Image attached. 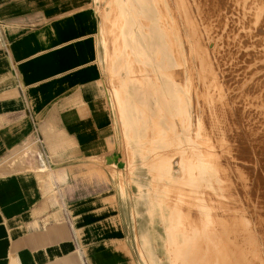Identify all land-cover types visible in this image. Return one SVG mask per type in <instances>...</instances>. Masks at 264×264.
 <instances>
[{"label": "crops", "instance_id": "crops-1", "mask_svg": "<svg viewBox=\"0 0 264 264\" xmlns=\"http://www.w3.org/2000/svg\"><path fill=\"white\" fill-rule=\"evenodd\" d=\"M90 5L0 0V264H189L190 247L174 237L175 215L153 194L156 209L147 208L142 160L135 184L124 172L110 170L105 181L85 168L114 133L113 144L132 146L138 106L148 116L158 93L133 77L131 66L142 67L126 46L125 77L123 64H110L106 77L116 85L124 134L102 83L98 35L106 29ZM122 10L114 9L111 29H119L111 34L124 39ZM129 89L140 104L128 102Z\"/></svg>", "mask_w": 264, "mask_h": 264}, {"label": "rangeland", "instance_id": "rangeland-1", "mask_svg": "<svg viewBox=\"0 0 264 264\" xmlns=\"http://www.w3.org/2000/svg\"><path fill=\"white\" fill-rule=\"evenodd\" d=\"M141 2H145L143 4H140V6L143 7L145 16L146 18L147 17L149 18L150 22L149 25L144 24L143 27H139L138 31L140 32V30L143 29L144 32L143 35L142 32L141 35L140 33H138L136 37V42L134 43L144 47L148 61H150L154 65V70H151L150 72H158L160 74L158 66L160 67L164 66V70L168 71L169 75L171 74L173 76V78L170 79V83L173 85L174 88H176L177 95L176 97L172 96V100L169 99L168 106L165 108L167 115L166 124L163 123L162 121L163 120L162 116L163 114L165 115V112L163 111V106L161 104V101H159L158 99H156L155 102L148 100L149 102L147 105V110H148L147 113L149 114L150 112L151 115L150 114L148 116L144 115V113L141 112L143 110L142 109L143 107L139 105L138 106L139 113L133 120L134 121L133 129L135 130L136 134L133 137V139L129 141V143L132 144V146L129 147L131 148V150L127 148L126 151L123 142H118V145L113 144L116 140V136H115L116 134L114 133L113 139H111L112 143L111 146H109V149L105 151L103 155L98 156V158L99 157L102 158L97 159L96 161L94 159H90L89 160L90 165L85 168L89 169L88 171L89 173H97L98 175L101 173L105 181H109V178L111 177L109 174L111 171H113L114 173H122V174L125 173V175L127 174L129 175L128 176L129 182L134 183L133 180L136 179L137 174H139L138 173L139 167L136 164V161L142 160L143 161L142 167H144L145 171L147 170L146 174L148 177L147 178L148 187H146L148 193L147 195L146 194L143 195V197L145 196V199L149 201L147 205L148 210L156 209L153 203L150 204L151 195L152 194L154 195L153 197L154 199L155 196L160 197L162 201V208L161 206L160 208L164 212L173 213V215H175V219H173L171 223L174 222L173 229H176L178 233L177 234L174 232V234L176 235L174 237L177 239V241L180 240V245L182 244L181 242L184 243L183 239L185 238L189 240L196 239L197 252L191 251L190 249V251L188 252L189 261L187 263L189 264H241V263L264 264L263 262L264 260L263 261L261 260L262 258H264V251H263L264 249H262L264 248L263 240L258 235V233L255 232L257 230L254 227L257 224V222L255 221L256 220L255 218H257V214L258 216H260L261 214H259V212L262 213L264 209V206H262L264 201L262 196L260 195L261 189H259L262 188L263 181L261 180L264 177V172L263 173L261 172V170L263 171L264 169V165H263L264 152L261 151V147L264 145L260 144V141L262 140H260V138L257 137L259 138L257 139L259 142L258 143L255 140L256 139L255 136L253 137L255 139L246 138V137L244 139V136H242L244 132L241 131L242 129L239 124H237V126H240V128L236 127L235 129L236 125H233V123H231L230 121L223 122L222 119L219 118L217 111L215 110L214 112V109H216L214 107H216V105L224 104L225 102L224 96L222 95H224L225 92L222 89L218 88V92L220 93L218 94L216 88L217 86H215L214 89L213 87H211L212 84L209 80L208 75L205 72H202L203 70L202 71L199 70L198 67L196 68L194 64V59L193 57H191L193 56V54H191L192 53L190 47L191 39L189 34L190 32H188L190 28L187 26V23H185L186 22L185 19L187 14L189 16L192 14V11L190 12L186 8H183V6L179 4V0H175V1L174 0H141ZM90 6L91 9H93L95 13L98 15L100 20V25L105 26L106 29L103 35L101 36L98 35V41L101 49V53L99 56V64L101 71L104 75V79L102 80V83L105 84V86L108 88L107 95L109 97L108 99L110 101L111 108L114 114L117 116V121L122 122L120 126L122 127L121 129L123 130L124 133L125 123L120 115V110L117 106V101L113 93V88L116 85L113 82L108 81L107 80L108 78L106 77H108L107 76L108 67L110 66V64L116 65L117 68H119L120 65L122 64L125 65V67H123V74L121 75L122 78L125 77L126 70H129L127 69V62L131 60L126 45L130 43L133 44V41L130 42L125 41L122 35L113 36L111 34L114 33V31H118L119 29L118 26L117 27L115 26V29L114 28L111 29L112 18L114 17L113 15L114 9L115 8L119 9V5L115 3V0H91ZM107 20L109 24L106 22ZM149 26H151L152 31L155 32L153 36H149L150 34L147 35L146 33L151 29V28L148 29ZM134 54H136V56L132 58L134 59V61H142L137 56V53ZM143 71L144 70H142V68L138 66H134V67L131 66L130 68V72L132 73L133 77L141 82L140 84L142 87L145 84ZM193 83L195 84V86ZM206 83L207 85H205ZM199 87L202 90L201 89L199 90ZM208 87L209 88L211 87L210 88L211 90ZM195 91H197V93ZM209 91L212 92V94ZM201 93L202 95H200ZM126 95L128 98V102H131L132 104L138 105L142 102L141 101L142 95L141 94L135 95L133 89L127 90ZM195 100L196 102H194ZM213 100L214 103H216L215 106L212 105ZM217 101H219V103H217ZM209 104L211 105V107ZM162 111L163 113L161 115ZM110 112L111 114L113 113L112 111ZM204 120H206V122H204ZM213 122L215 123L213 124ZM219 122L221 123L219 124ZM229 122L231 123L233 128L232 126H230ZM210 126H212V128ZM227 126L230 128V130ZM224 128H226L227 130ZM225 130L227 133L225 132ZM235 130L238 133H236ZM231 132L233 133L231 134ZM235 136L236 138H233ZM240 137H242V139ZM227 139H229V142L231 143H228ZM241 140H243V142L246 140L247 143L245 142L244 145L245 148L248 149L249 151H247L246 149L245 150L248 152V154H250L251 151L252 153L251 155H248L247 152L243 150V148L241 149V147H244L242 146L243 142H241ZM226 142L229 144V146L230 145L231 146L229 147ZM232 142L234 143L233 144L234 146L232 145ZM210 144H213L215 146L214 147L213 145L210 146ZM222 144L224 146H221L222 149H220L221 147L218 146ZM238 147L244 151L245 156H243L242 154L243 151H239L240 149ZM254 147L255 148L260 147V149H255ZM215 148L217 150L219 149L220 150L216 152V150L215 151L213 150ZM236 149L238 150L236 151ZM232 150L234 153L230 152ZM253 150H255L256 153ZM228 152L231 154H229ZM206 153H210V155ZM216 154L220 158H218ZM206 155H208V157ZM247 155L250 157H248ZM260 155L263 156V158ZM222 156L225 158V164L224 162L222 164L223 161L222 159H224ZM255 157H257L258 160H260L261 157V160L258 162V160ZM219 159L221 160L219 161ZM131 160H133V162H131ZM226 161L228 162V164H226L227 163ZM253 161H255V163ZM119 162L125 163L126 166H123ZM260 162L263 163L261 164ZM195 163L198 164L203 163L210 166V168L214 169L217 173L218 181L220 183V187L222 190L221 189L219 190L217 188L216 191H210L204 186L205 185L204 183H200V182H199L200 183L199 186L196 188L194 184L191 182V174L195 166ZM258 163L261 165L260 166L261 169ZM247 165L250 166L251 171L247 169L249 168V166L247 167ZM185 167H187L189 170V172L186 174L183 172V168ZM231 167L234 169H232ZM239 167L240 169L238 170ZM103 168L108 171L102 172L101 170H103ZM241 168L242 169L245 168V170H242ZM95 169L97 171L99 170L100 172H97ZM257 169L260 170L258 171L259 174H262L261 180H259V178H261V175H259L258 173L255 174ZM236 172L240 176L237 177L238 174H235ZM248 172H250L251 175ZM242 173L243 174L245 173V177L248 175L247 178L248 177L250 178L251 183H249L250 180L245 178L244 175H242ZM85 174L87 173L85 172ZM257 174L258 176H256ZM235 176L237 177L239 182ZM252 176L254 177L255 180L256 179L257 180L255 181ZM119 177H120L119 178L120 181L125 180L123 176H119ZM241 177L242 179L244 177V179L242 180ZM232 180L236 184L232 182ZM258 180L261 181L262 184ZM123 183L124 182L121 183L122 187L124 186ZM259 183L261 187H259L260 186ZM252 184H254L253 185L254 187L252 186ZM241 185L242 187H244V190L241 187ZM255 186L257 188H255ZM238 187L242 189H239ZM140 188H144V187H140ZM245 188L247 189L245 190ZM238 191H243V193L241 192L238 193ZM259 192L260 194H258ZM246 193L249 195H247ZM242 194L243 196H241ZM252 195L254 198L252 197ZM249 196L253 200V202L249 198ZM240 197H244V199L242 198L240 200ZM246 197L247 199L245 201V204L246 202L249 203L246 205L248 206L250 205L249 207L252 208L253 209L252 211L254 212H252L248 206L246 205L242 206V204L244 205V200ZM258 206L261 207L258 208ZM261 208L262 210L260 211L259 209ZM241 209H243V213ZM248 209L252 213L251 212L249 213ZM244 212L247 214V215L245 214L244 217L246 216L249 221L243 217ZM241 214L243 218L240 217ZM252 214L254 215L253 217ZM250 215L251 217L249 218L248 216ZM246 220L250 224L246 223L247 222ZM251 220L255 221V223L253 224V221L251 222ZM248 230L250 231L252 230L255 233H253L252 231L247 233ZM248 234L250 236L249 239L247 237ZM256 234L258 236H256ZM252 235L253 237L255 236L258 237L259 239L256 237H255L256 239L251 237ZM240 239H242V243L241 241H239ZM244 239L245 240L247 239L249 241L246 240L247 241L246 242ZM250 239H252L251 242L255 239V241H253V243H255L254 245L250 242ZM257 240L262 241L261 243L263 247L261 246L260 241L258 242ZM238 242L240 243V245ZM257 244H259L261 248ZM192 246L195 245L192 244ZM259 253H261V255ZM242 254L244 255V258L247 261L243 258ZM206 259H208L209 261Z\"/></svg>", "mask_w": 264, "mask_h": 264}, {"label": "bare ground", "instance_id": "bare-ground-1", "mask_svg": "<svg viewBox=\"0 0 264 264\" xmlns=\"http://www.w3.org/2000/svg\"><path fill=\"white\" fill-rule=\"evenodd\" d=\"M176 2H178V1H176ZM115 3L117 5H119V7H121L120 5H122L123 9H125V11L122 10L119 13V14L123 15V18L125 20L124 29H125L126 35L124 36V40L129 41V42L133 41V44L130 43V44H127L126 46L130 50V52L132 54V58H134V56H136V54H134V53H137V56L139 57V59L142 60V61H135V62L138 65H140L142 68H144V70L146 71V76H145L146 83H148V85H155L157 87L158 95H157L156 99L161 101V104L163 106V111L165 112V115L163 114V116H162V118H163L162 121H163V123L166 124L167 123V118H166L167 115H166L165 108L168 106L169 99L172 100V96L176 97V95H177L176 88H174L173 85L170 83V79H172L173 76L171 74L169 75L168 71L164 70V66L163 67L158 66L160 74L158 72H150L151 70H154V65L150 61H148L147 54H146L144 47L134 43V42H136V37H137L138 33H140V35H141V32H142V35H143V32H144L143 29H141L139 32L138 31L139 27H143L144 24L149 25V22H150L149 18L148 17L146 18V16H145V12H144L143 7L140 6V4H143L145 2H141V0H115ZM179 4L182 5L183 8H186L187 10H189L190 12L192 11V14H193V15L191 14L190 16L187 14L186 19H185L186 20L185 23H187V26L190 28V30L188 29L189 30L188 32H190L189 33L190 39H191L190 47H191V51H192L191 54H193V56H191V57H193V59H194V64H195L196 68L198 67L199 70H201V71L203 70L202 72H205L208 75L209 80L212 84L211 87H213V89L215 88V86H217L216 87L217 92H218V88L222 89L225 92V94L223 93L224 95H222V96H224V101H225L224 104L216 105V103H214V100H213V102L210 101V102H212V105H214V106L216 105V107H214L216 109L213 108L214 112H215V110L217 111L219 118L222 119L223 122L224 121H230L231 123H233V125H236L235 129H236V127L240 128V126H241V129H242L241 131L244 132V134H242V136H244V139H245V137L246 138H253L255 136L256 139L255 138H253V139H255L258 142L257 139L260 138V140H262V141L259 140L260 144L264 145V0H179ZM174 8H176V7H174ZM185 13H188V12H185ZM194 14H195V16H194ZM150 24H152V23H150ZM181 24H183V23H181ZM150 28H151V26L148 27V29H150ZM146 29H147V27H146ZM146 33H147V35L150 34L149 36H153L155 34V32L152 31V28L150 29V31H147ZM199 76H200V73H199ZM194 77H195V75H194ZM200 80H201V77H200ZM204 82H206V81H204ZM201 85H202V83H201ZM205 85H207V83ZM194 86H195V84H194ZM208 86H209V84H208ZM200 89L201 88L199 87V90ZM195 92L197 93V91H195ZM210 93L212 94V92H210ZM218 94H220V93L218 92ZM200 95H202V93ZM219 96H221V95H219ZM193 97H195V96H193ZM194 102H196V100ZM217 103H219V101H217ZM203 105H204V103H203ZM219 106H220V108H219ZM199 107H201V106H199ZM210 107H211V105H210ZM206 109H207V107H206ZM163 111L161 112V115H162ZM149 114L151 115L150 112H149ZM209 121H210V119H209ZM204 122H206V120H204ZM214 123L215 122H213V124ZM220 123L221 122H219V124ZM231 123H230V126H232ZM226 124H228V123H226ZM237 124H239L240 126H237ZM224 126H225V123H224ZM210 127L212 128V126H210ZM214 127H215V125H214ZM232 128H233V126H232ZM224 129H226V128H224ZM226 130H225V132H226ZM229 130H230V128H229ZM238 131H240V130H238ZM232 133L233 132H231V134ZM236 133H238V132L236 131ZM235 135H237V134H235ZM257 137H259V138H257ZM233 138H236V136ZM240 138L242 139V137H240ZM209 140H210V138H209ZM220 141H218V142H220ZM227 141H228V143H231V142H229V139H227ZM249 141H251V140H249ZM216 142H217V139H216ZM241 142H243V140H241ZM245 142H246V140L242 143V146H244V147H241V149L243 148L244 151H246V150L249 151L248 149L245 148V145H244ZM233 144L234 143L232 142V145ZM255 144H256V142H255ZM212 145L213 144H210V146H212ZM214 146L215 145H213V147ZM221 146H224V145L222 144V145H219L218 147H221ZM228 146H229V144H228ZM263 147L264 146L261 147V151L264 152ZM220 149H222V147ZM223 149H224V147H223ZM241 149L239 151H243ZM255 149H260V147L255 148ZM213 150L214 151L216 150V152L219 151L216 148ZM228 150H230V149H228ZM233 150L230 152H233ZM237 150L238 149H236V151ZM250 150H252V149H250ZM209 151H211V150H209ZM244 151L242 153L243 156H245ZM253 151H255V150H253ZM216 152H214V153H216ZM258 152H259V150H258ZM255 153H256V151H255ZM206 154L210 155V153H206ZM221 154H222V152H221ZM229 154H231V153H229ZM247 154H248V152H247ZM251 154L252 153L250 151V154H248V155H251ZM206 156L208 157V155H206ZM216 156H217V154H216ZM222 157H221V159H222ZM248 157H250V156H248ZM257 157H258V155H257ZM257 157H255V158L257 159ZM261 157L263 158V156H261ZM261 157H260V160H261ZM218 158H220V157H218ZM221 159H219V161ZM249 159H251V158H249ZM258 159H259V157H258ZM222 160H223L222 164H223V162L225 164V158ZM228 160H229V158H228ZM252 160H253V158H252ZM260 160H258V162ZM238 161H239V159H238ZM253 162L255 163V161H253ZM260 163L262 164L263 162H260ZM226 164H228V162ZM238 165H240V164H238ZM258 165H259V167L261 166L259 163H258ZM263 165H264V163H263ZM248 166L249 165H247V167ZM233 167H234V165H233ZM241 167H242V165H241ZM252 167H251V169H252ZM120 168H122V167H120ZM254 168H255V166H254ZM232 169H234V168H232ZM239 169H240V167L238 168V170ZM247 169L250 170V166ZM260 169H261V167H260ZM242 170H245V168ZM258 171H260V170L257 169L255 174L256 173L259 174ZM183 172L185 174L188 173L189 172L188 168L187 167L183 168ZM231 172H233V171H231ZM253 172H251V173H253ZM261 172L263 173L264 169H263V171L261 170ZM248 173L250 174V172H248ZM235 174H238V173L236 172ZM240 174H241V171H240ZM258 174L256 176H258ZM242 175H244V177H245V173L244 174L242 173ZM259 175H261V178H259L260 176L257 178H259V180H261L262 174H259ZM238 176H240V175L238 174L237 177ZM247 176L245 178H247ZM253 176H255V175H253ZM237 177H236V179H237ZM244 177H243V179H244ZM241 179H242V177H241ZM247 179L250 180L249 177ZM253 179H254V177H253ZM263 179H264V177H263ZM263 179L261 181H263V184H264ZM233 180H232V182L235 181V180L234 181ZM255 181H254V183H255ZM261 181H259V182L262 184ZM191 182L194 184V186L196 188L199 186L200 183H204L205 184L204 186L210 191H216L217 188L219 190L221 189L216 171L214 169L210 168V166L203 164V163H199V164L195 163V166H194V168L192 170V174H191ZM238 182H239V180H238ZM240 183H239V186H240ZM249 183H251V180ZM260 183H259V185H260ZM256 184H257V182H256ZM263 184H262V188H259V187H261V185L258 187L259 189H261V194H260V192L258 194H260L262 196L263 201H264V190H263L264 186H263ZM242 185H241V187H242ZM253 185L254 184H252V186ZM246 186H247V183H246ZM256 186H255V188H257ZM242 188L244 190V187H242ZM242 188H239V189H242ZM246 189L247 188H245V190ZM240 192L243 193V191H238V193H240ZM252 193H253V191H252ZM255 193H256V191H255ZM247 195H249V194H247ZM238 196H239V194H238ZM241 196H243V194ZM250 196H249V198H250ZM247 197L245 198L244 205L242 204V206L249 204L247 202L245 204ZM252 197H253V195H252ZM242 198L244 199V197H240V200ZM257 199H258V197H257ZM236 200H238V199H236ZM248 201H250V200H248ZM261 201H262V199H261ZM252 202H253V200H252ZM252 202H251V204H252ZM259 203H261V202H259ZM258 204H256V205H258ZM263 204H262V206H264ZM246 206H248V205H246ZM251 207H252V205H251ZM260 207L258 206V208H260ZM250 209H251V211L253 210L252 208H250ZM259 210L261 211L262 208ZM241 211L243 213V209H241ZM251 211L249 210V213ZM245 212L243 214V217L247 213V212L246 213ZM252 212H254V211H252ZM259 214H261V215L258 216V214H257V218H255L256 220L253 219L257 222V224L254 227L257 230L255 232H257L258 235L262 238L263 244H264V209H263L262 213L259 212ZM253 216L254 215L252 214V217ZM240 217H242V214ZM248 217L250 218L251 215ZM244 218L248 220V218L246 216ZM253 220H251V222ZM248 221L246 223H249ZM255 221H253V224L255 223ZM253 224H251V225H253ZM252 228H253V226H252ZM252 228H250V229H252ZM251 231L248 230L247 233H249ZM255 232H253V233H255ZM258 235L256 234V236H258ZM247 237L249 239V237H250L249 234ZM251 237H253V235ZM255 237H253V238H255ZM256 238H258V237H256ZM255 239L253 241H255ZM183 240H184V245L186 248L190 247V245H191L190 249H194L195 252H197V250H196V246H197L196 245V239L189 240V239L185 238ZM199 240H201V239H199ZM251 240L252 239H250V242H251ZM239 241H241V243H242V239H240ZM247 241H249V240H247ZM253 241L251 243L254 245L255 243H253ZM257 241L259 242L260 240H257ZM261 242L262 241H260V243ZM192 244H194L195 246H192ZM239 245H240V243H239ZM257 245H259V244H257ZM261 246H262V243H261ZM241 247H243V246H241ZM259 247H260V245H259ZM262 249H264V248H262ZM260 251H261V249H260ZM259 254L261 255V253H259ZM242 256L244 258L243 254H242ZM212 258H214V257H212ZM185 259H188V261H189V257H185ZM208 259H206V260H208ZM261 260L263 261L264 258H262Z\"/></svg>", "mask_w": 264, "mask_h": 264}]
</instances>
